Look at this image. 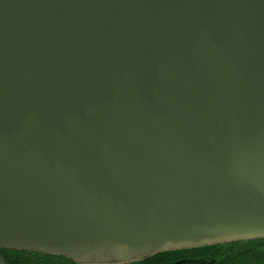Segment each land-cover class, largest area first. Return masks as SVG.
I'll return each mask as SVG.
<instances>
[{"label": "water", "instance_id": "water-1", "mask_svg": "<svg viewBox=\"0 0 264 264\" xmlns=\"http://www.w3.org/2000/svg\"><path fill=\"white\" fill-rule=\"evenodd\" d=\"M262 238L264 0H0L3 264Z\"/></svg>", "mask_w": 264, "mask_h": 264}, {"label": "trees", "instance_id": "trees-1", "mask_svg": "<svg viewBox=\"0 0 264 264\" xmlns=\"http://www.w3.org/2000/svg\"><path fill=\"white\" fill-rule=\"evenodd\" d=\"M1 254L6 264H35L47 258L72 264L61 257L36 251L2 249ZM177 264H264V238L226 243L211 250L207 256Z\"/></svg>", "mask_w": 264, "mask_h": 264}, {"label": "snow or ice", "instance_id": "snow-or-ice-1", "mask_svg": "<svg viewBox=\"0 0 264 264\" xmlns=\"http://www.w3.org/2000/svg\"><path fill=\"white\" fill-rule=\"evenodd\" d=\"M0 264H3L2 258H0ZM35 264H61V262L56 260L55 258H47L45 260L37 261L35 262Z\"/></svg>", "mask_w": 264, "mask_h": 264}]
</instances>
